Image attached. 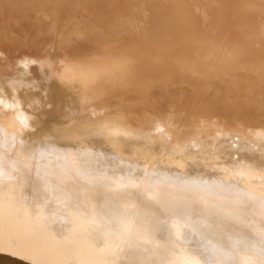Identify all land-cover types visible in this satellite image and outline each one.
Wrapping results in <instances>:
<instances>
[{"label": "bare ground", "instance_id": "1", "mask_svg": "<svg viewBox=\"0 0 264 264\" xmlns=\"http://www.w3.org/2000/svg\"><path fill=\"white\" fill-rule=\"evenodd\" d=\"M99 2L80 55L0 74V264H264V0L235 34L227 0H53V31Z\"/></svg>", "mask_w": 264, "mask_h": 264}, {"label": "rangeland", "instance_id": "2", "mask_svg": "<svg viewBox=\"0 0 264 264\" xmlns=\"http://www.w3.org/2000/svg\"><path fill=\"white\" fill-rule=\"evenodd\" d=\"M227 2L231 3L232 7H230L229 11L227 12V16L225 17L226 19L225 23H228L226 27L227 28L229 27L230 33L235 34L236 30L234 27V23L236 21V18H235V14L232 13V11L234 9H237L238 7L241 9L242 6L238 4L239 0H227ZM233 3H235V5ZM50 5L51 7L47 8L49 9L51 13L50 17L45 19L44 17L41 16V14L38 11V9H40L39 8L40 6L38 4L36 5L37 7L36 8L35 6L30 5L28 3V0H0V8H1L0 9V23L5 29H7L15 37L14 38V45H15L14 48H8L0 43V74L15 72L16 71L15 63L18 57H21V56H28V57H35V58L36 57L37 58L49 57L52 54L51 49H50L51 44L57 39V34H58V37L60 38L62 37V40H65L67 42V44L65 45L64 51L62 52H65L68 55H80L82 52H84L88 48L87 41L85 38H80V37L72 38L70 40L68 36H70L71 30L75 26L76 27L79 26L82 22H86V23L88 22L89 25L93 27L105 28L110 22L113 21L111 19V12L109 11L105 2H99V4H96L90 7L88 6L85 9H81V7H79L76 4L74 5L67 4L64 6V8H61V9H59L57 6V8H55L54 15H58L57 17H59L60 19V22H59L60 27L57 30V31L59 30L60 31L58 33V32L53 31L52 26H51L53 23V0H51ZM2 8L3 9L5 8L4 11ZM43 8L46 9V7H43ZM121 8L122 6L119 8V10L123 12V9ZM64 9H66L65 12H64ZM106 13L107 15H105ZM72 14L73 16H71ZM79 19H81V21ZM101 20H105V21H101ZM41 21L43 23H41ZM122 37H124L123 42H128L129 40H134L135 38H137V36L135 35L132 36L131 38H126L125 36H122ZM251 81L256 82V83H259V81L261 82L260 86H257L256 88L253 87V89L255 88L254 89L255 92L259 89H263L262 88L264 87L263 80L258 81L256 79H252ZM225 83H228V81ZM223 88H226V86H224ZM153 91H156V90L153 89ZM233 95L238 101L244 97V94L242 91L240 95L235 94V93ZM156 96L157 95L154 93L152 97H156ZM253 96H256V95H253ZM112 104L113 102H111V104L107 103L105 107L107 108L109 107V109L107 108L105 109L108 111L119 109L118 104H113V105ZM125 105L132 106L133 102L127 101ZM162 111L163 109H160L161 113H163Z\"/></svg>", "mask_w": 264, "mask_h": 264}, {"label": "snow or ice", "instance_id": "3", "mask_svg": "<svg viewBox=\"0 0 264 264\" xmlns=\"http://www.w3.org/2000/svg\"><path fill=\"white\" fill-rule=\"evenodd\" d=\"M31 63H34V61L27 60V59L24 61L25 66H27L28 64H31ZM18 119H20L21 123L26 127V121L24 120V118L23 117H18ZM175 211H177L178 213L183 214L185 210L182 207H180V206H176ZM31 214L38 215L39 214V209H33ZM262 246H264V245H262ZM23 260H24V264H34V261L31 258H26L25 257V258H23Z\"/></svg>", "mask_w": 264, "mask_h": 264}]
</instances>
